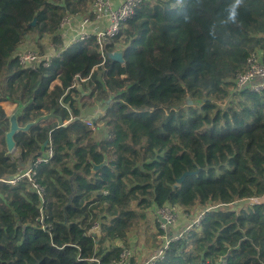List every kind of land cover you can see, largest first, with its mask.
Returning <instances> with one entry per match:
<instances>
[{
	"label": "trees",
	"instance_id": "1",
	"mask_svg": "<svg viewBox=\"0 0 264 264\" xmlns=\"http://www.w3.org/2000/svg\"><path fill=\"white\" fill-rule=\"evenodd\" d=\"M91 3L0 0V102L32 100L20 124L53 111L68 120L84 106L99 109L87 116L94 128L52 119L18 132V152L8 157L0 126V264H117L131 252L138 222L166 204L210 209L155 264H264V201L251 200L264 194V89L238 88L235 79L252 53L264 58V0H243L236 23L225 22L234 0H145L105 46L106 54L122 51L124 62L106 55L102 64L91 35L50 66L20 64L27 37L42 51L47 35L63 47L61 18L90 13ZM76 73L89 78L77 81ZM5 117L0 105V125ZM50 147L53 156L37 168L46 187L42 214L28 178L2 179ZM104 153L107 165L94 170ZM140 262L132 254L127 264Z\"/></svg>",
	"mask_w": 264,
	"mask_h": 264
},
{
	"label": "built area",
	"instance_id": "2",
	"mask_svg": "<svg viewBox=\"0 0 264 264\" xmlns=\"http://www.w3.org/2000/svg\"><path fill=\"white\" fill-rule=\"evenodd\" d=\"M145 0H92L90 13H70L66 14L61 18L60 27L58 32L62 31L74 23L75 18L80 19L78 26L74 28L73 42L88 40L91 35L96 37L97 42L100 45L102 52V64L106 60L105 46L112 37L116 36L120 32V28L123 23L129 21L135 14L137 7L141 2ZM107 19L109 23L102 21ZM91 23H99L102 25L101 30H91L89 32L85 28ZM59 34V33H58ZM62 36V35H61ZM42 40H49V44L45 45V51H42L38 46L27 50H20L18 52V58L20 64L25 68L37 69L41 64L44 66H50L51 59L56 56H60L61 53L67 48H59L55 43L52 42L51 38L47 35ZM41 40V42H42ZM70 46V45H69ZM68 46V47H69ZM247 69L236 74V85L238 88H249L250 90L256 92L264 89V58L262 51H255L248 57ZM89 77H83L80 73H76L74 76L75 80L85 81ZM71 112V110H70ZM79 120L86 123L91 128L95 127V123L90 117L83 118L81 115L70 114V119L68 120ZM65 120V121H68ZM54 154L53 148L50 147L46 151L45 155L38 156L29 167L19 168L16 175L11 178L2 179L8 183L14 184L20 181L22 178H28L33 186V189L39 194L42 202L41 211L44 214V203L46 195V187L39 182L37 178V168L41 162H47ZM13 156V155H12ZM254 202L264 201V194L257 198L251 199ZM212 208V207H211ZM210 209H204L201 211H184L179 212L177 206L173 204H166L157 209V222L159 224V232L156 235V240L159 242L155 254L146 262L138 264H155V262L161 258L165 251L169 248L171 242L178 240L183 237L185 233L192 231L193 229L200 226L202 219L205 217L206 212ZM181 218L186 219L187 225L178 232H171V229L178 224ZM44 217L42 215V221ZM43 229L51 233L52 227L47 226L43 221ZM99 225L96 223L91 229H89L86 234H91L98 229ZM131 255L129 250H124L121 254V259L117 264H127L128 259ZM221 264H226L223 260Z\"/></svg>",
	"mask_w": 264,
	"mask_h": 264
},
{
	"label": "water",
	"instance_id": "3",
	"mask_svg": "<svg viewBox=\"0 0 264 264\" xmlns=\"http://www.w3.org/2000/svg\"><path fill=\"white\" fill-rule=\"evenodd\" d=\"M107 56L109 59L117 60L120 62H124L123 52L120 50H113L112 52H107ZM189 100V104H193V101ZM11 104L13 103L14 107L10 110L9 113L6 114V123H2L0 126L4 133V146H6L5 156H12L14 152H16L19 148L16 140V134L18 132H29L30 129L39 123L56 119L57 124L59 126H67L69 123H72L73 120L65 121L62 117L56 114L54 111L46 114H42L37 116L36 118L28 121L24 124H20V117L24 114L25 109L30 105L32 100L24 102L22 99L11 98L9 101ZM48 143V140L45 142V145ZM108 157L107 154L104 153V159L100 163H93L94 170H97L105 165H107ZM31 164V163H29ZM190 174V172H185L180 178H178V182H182L184 178ZM119 242V240H117Z\"/></svg>",
	"mask_w": 264,
	"mask_h": 264
},
{
	"label": "rangeland",
	"instance_id": "4",
	"mask_svg": "<svg viewBox=\"0 0 264 264\" xmlns=\"http://www.w3.org/2000/svg\"><path fill=\"white\" fill-rule=\"evenodd\" d=\"M82 14H88V13H82ZM61 38H62V36H61ZM33 41H35V40L32 36L27 37V39L23 42V46H22L21 50H27V49H31V47L35 48L37 46L39 48H41L40 44L33 42ZM30 42H32V44L30 46L24 47V45L30 44ZM49 42H50L49 40H42L41 43L43 45H48ZM62 46H64V45H62ZM90 100H91V98H90L89 94L87 92H84L82 101L83 102H89ZM92 101H93V104L91 106L93 107L97 103H96V101H94V99ZM3 105L2 106H3V108H5V112H7L9 110V108L5 104H3ZM103 105H105V104H103ZM93 110H95V108L92 109V108H89L88 106H84V107H82L81 116L83 118L90 116L93 113ZM98 111H99V109L95 110V112H98ZM1 147L2 146H0V148ZM17 152H18V150L16 152H14V155H16ZM145 219H147V220L146 221L143 220V221L138 222L137 232L132 234L131 238H130L131 245L133 246V248L131 250V255L132 254H133V256L136 255L137 260L141 261V263L148 261L155 254V251L157 250L156 244H154V241H153V235L155 232L158 231V225L156 224L157 216H155V213H151V214H148Z\"/></svg>",
	"mask_w": 264,
	"mask_h": 264
},
{
	"label": "crops",
	"instance_id": "5",
	"mask_svg": "<svg viewBox=\"0 0 264 264\" xmlns=\"http://www.w3.org/2000/svg\"><path fill=\"white\" fill-rule=\"evenodd\" d=\"M79 20H80V19L75 18L74 23H72L71 25H69L68 27H66V28L62 31V33L58 32L60 35H62V41L64 42V44H63L64 46L61 47V49H62V48H65V47H68L69 45L71 46V44L74 43L73 40H72L73 37H74V28H75V26H78V25H79V23H80ZM102 21H105L106 23H109V21H108L107 19H104V20H102ZM101 28H102V25H100L99 23H91V24H89L85 29L88 30L89 32H91V30H94V29L97 30V31H99V30H101ZM31 44H32V42H30V44L24 45V47H25V46H30ZM4 102L11 104V103L8 102V101H1V102H0V105L2 106ZM11 105H13V103H12ZM3 106H4V105H3ZM3 106H2V107H3ZM13 107H14V105L12 106V108H13ZM12 108H10V109L6 112V114L9 113L10 110H12ZM4 110H5V108H4ZM13 155H14V154H13Z\"/></svg>",
	"mask_w": 264,
	"mask_h": 264
},
{
	"label": "clouds",
	"instance_id": "6",
	"mask_svg": "<svg viewBox=\"0 0 264 264\" xmlns=\"http://www.w3.org/2000/svg\"><path fill=\"white\" fill-rule=\"evenodd\" d=\"M243 0H234V3L229 7L228 9V17L227 21L225 22H232L236 23V17H237V9L242 4Z\"/></svg>",
	"mask_w": 264,
	"mask_h": 264
}]
</instances>
